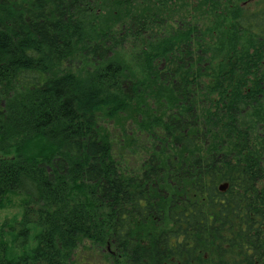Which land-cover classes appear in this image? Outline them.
I'll return each mask as SVG.
<instances>
[{"label": "trees", "instance_id": "16d2710c", "mask_svg": "<svg viewBox=\"0 0 264 264\" xmlns=\"http://www.w3.org/2000/svg\"><path fill=\"white\" fill-rule=\"evenodd\" d=\"M262 124L264 0H0V264H264Z\"/></svg>", "mask_w": 264, "mask_h": 264}, {"label": "rangeland", "instance_id": "374dc122", "mask_svg": "<svg viewBox=\"0 0 264 264\" xmlns=\"http://www.w3.org/2000/svg\"><path fill=\"white\" fill-rule=\"evenodd\" d=\"M176 7H177L176 11L179 10V12H180L181 9H179L178 6H176ZM177 14H179V13H177ZM128 119H129L128 114H125L124 116L118 117V119H115L114 121L105 119V120H103V122L106 125L105 128L108 130L109 133H111L112 136L119 137V134L120 135L124 134L123 133L124 131L122 129V128H124L123 125H125V127L129 130V132L132 133L131 129L129 128L130 123L132 121H130ZM260 131H262L264 133V124L261 125ZM140 139H142V138H140ZM120 143L122 144L121 146H124V145L127 146L129 144L127 142V140L126 141L122 140ZM141 157L142 156L140 154H138V156L134 157L135 160L129 159V161L131 163H133V165H134L136 163V161L137 162L140 161ZM132 161H134V162H132ZM222 184H224V183H222ZM6 197H7L5 200L6 207L0 209V224H3L4 222H7V220L9 221L13 218L21 219V217H22L21 214L24 211L23 202L27 200L26 194L23 192H19V191H15L12 194L7 195ZM7 229H9V228H7ZM107 249L111 251L112 246L108 245Z\"/></svg>", "mask_w": 264, "mask_h": 264}, {"label": "water", "instance_id": "95a60500", "mask_svg": "<svg viewBox=\"0 0 264 264\" xmlns=\"http://www.w3.org/2000/svg\"><path fill=\"white\" fill-rule=\"evenodd\" d=\"M227 187H228V184H223V185H221V189H222L223 191L226 190Z\"/></svg>", "mask_w": 264, "mask_h": 264}]
</instances>
